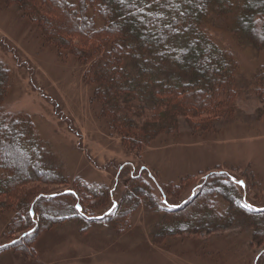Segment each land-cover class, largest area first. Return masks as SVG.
Wrapping results in <instances>:
<instances>
[{"label":"rangeland","instance_id":"1","mask_svg":"<svg viewBox=\"0 0 264 264\" xmlns=\"http://www.w3.org/2000/svg\"><path fill=\"white\" fill-rule=\"evenodd\" d=\"M21 5L26 7V1L0 0V82L4 68L10 77L3 109L31 121L32 136L40 141L38 162L54 170L29 179L13 195L0 196L13 200L29 192L28 207H36L29 221L18 207L0 211V264H264V101L252 79L264 57L248 42L234 38L230 18L212 14L206 23L209 35L237 64L230 111L215 119L211 129L193 125L183 113L174 111L153 120L161 126L134 127L124 136L107 120L108 104L101 108L95 102L97 96L77 56L67 53L65 45L59 46L64 53L57 51L49 34L41 38L40 21L36 23L35 16L24 17ZM34 7H27V12L32 13ZM183 14L186 8L161 21L169 24ZM56 15L47 14L59 23L51 25V33L65 36L72 29ZM161 21L151 22L157 27ZM115 112L117 116L127 113ZM171 115L176 117L175 125ZM122 119L126 121L125 116ZM3 134L5 143L0 142V150L4 148L17 161L8 164V169L19 167L26 172L29 164L22 152H30L26 146L32 136L19 135L18 144L24 138L21 146H6L10 132ZM220 172L233 182L246 213L263 210L260 219L224 201L223 194H229V189L214 184ZM207 175L211 177L200 193L198 186ZM80 187L88 190L85 196ZM100 189L105 192L100 194ZM62 191L74 192L76 202L71 196L59 195ZM143 191L156 198L155 207L145 200ZM136 193H141L139 206L132 210ZM52 194L56 197L48 199ZM189 198L193 199L187 207L171 212ZM119 202L127 216L120 227L112 222ZM76 203L84 212L79 206L82 213L76 210L79 215H70L66 205L75 207ZM198 204L200 208L194 210ZM108 208L112 211L105 215ZM178 213L190 221L188 229L197 218L202 222L209 214L227 227L209 234H168L167 229L176 231ZM99 216L108 217L97 220ZM31 229L35 231L28 236Z\"/></svg>","mask_w":264,"mask_h":264},{"label":"trees","instance_id":"2","mask_svg":"<svg viewBox=\"0 0 264 264\" xmlns=\"http://www.w3.org/2000/svg\"><path fill=\"white\" fill-rule=\"evenodd\" d=\"M25 1L26 7L21 5L24 17L31 15L35 16L36 23L40 21L38 26L40 37L46 38L45 36L49 34V40L56 45L57 51L64 53L63 48L59 46L65 45L69 48L67 53L73 52L77 56L78 62L84 68L85 80L92 87L95 97L97 96L98 100L96 99L95 102L98 101L101 108L108 104L107 120L114 127L119 128L124 136L125 134L129 136L128 129L134 127L146 129L150 128V125L161 126L162 123H158V120L155 123L153 120L168 113L174 114V111L183 113L193 125L211 129L215 119L224 117L230 111L231 94L235 93L237 64L233 56L220 48L207 32L206 23L212 14L230 18L234 38L248 42L264 57V0H123V3L121 0ZM31 5L35 6L31 11L33 14L27 12V7L31 8ZM140 8L142 10H136ZM184 8H186V14L178 15L170 20L169 24L163 23L164 20L170 19L171 13H178ZM232 9H234V16L231 18ZM148 11L150 12L146 14ZM48 12L56 13L61 17L62 24L72 29L64 32L67 36H53L51 25L59 23L57 18V21L49 18ZM162 17L163 21H161ZM152 19L161 21L160 25L157 27L153 25ZM43 24L45 26H42ZM182 26H185L184 30L178 31ZM259 26H261L260 29ZM252 79L254 90L264 101V58L253 73ZM9 80V71L4 68L0 82V122L2 123L0 142L5 143L3 133L9 130L10 135L6 140L8 141L6 146L12 143L21 146L24 138L27 139L28 136L33 135L34 129L28 118L4 111L3 100L9 90ZM115 109L126 110L128 114L123 113L117 116L119 112L116 113ZM124 116L125 122L122 119ZM170 119L175 120V125L176 117L171 115ZM19 135L24 137L20 144L17 142ZM26 147L30 149V152L21 151L29 164L26 172L19 167L14 170L8 169L11 163L15 165L17 161L11 158V153L4 151V148L0 150V196L13 195L29 179H37L38 175L53 173L54 167L44 169L38 162L41 150L40 141L36 135L32 136L31 142ZM14 172L16 175H13ZM225 176L222 172L217 173L215 177L218 179L212 183L219 186L226 185L229 194H223L224 201L230 207L246 213L241 206L242 201L238 198L237 189ZM207 177L209 175L198 186L200 193L205 191ZM80 189L85 196L88 190L83 187ZM136 189L139 190V188ZM218 191L221 193L222 189ZM104 192L100 189L99 193ZM160 192L165 198L166 194L161 190ZM61 194L71 196L76 202L77 196L74 192L62 191L59 195ZM140 194L136 193L132 210L139 206ZM143 194L146 196L145 200L151 201L152 207L158 204L156 198H153L150 193ZM125 196L124 199H126ZM193 196L195 197V194ZM48 197L53 199L56 195L52 194ZM193 198L173 206L171 212L187 207ZM31 201L29 192H24V196L15 197L13 200L0 199V211L8 207L15 210V207H18L29 221L30 211H36L35 205L32 208L28 207ZM163 201L166 204V200ZM78 205L84 212L83 206ZM183 205L186 206L183 207ZM200 205L193 209L200 208ZM66 208L70 215L77 213L74 206L66 205ZM122 208L124 207L119 202L115 220L111 217L109 219L114 220L113 224L116 222L115 225L119 227L124 225L127 219L126 214L121 211ZM263 210L247 212L246 216L259 218L260 211ZM81 213L80 211L79 214ZM177 216L176 231L167 229L168 234L175 232L209 234L211 231L223 230L227 227L217 223L218 220H212V215L209 214L210 218L208 216L202 222L197 218V222L188 229L187 225L190 221L183 219L184 216L180 213ZM105 217L108 216L102 219ZM117 219L120 221H116ZM53 220L56 221V218ZM258 223L262 224L261 221ZM255 230L262 233L261 229ZM30 231L31 235L35 230ZM24 236L22 235L19 239H23Z\"/></svg>","mask_w":264,"mask_h":264},{"label":"water","instance_id":"3","mask_svg":"<svg viewBox=\"0 0 264 264\" xmlns=\"http://www.w3.org/2000/svg\"><path fill=\"white\" fill-rule=\"evenodd\" d=\"M233 180V179H232ZM242 181H238V185L240 186V187H243L244 186V183L242 182ZM71 191H69V193H70ZM65 193H68V192H65ZM72 193V192H71ZM163 202H165V201H163ZM115 206V203H113V207ZM76 210L77 211H80V207H79V205H76ZM112 211V208L111 209H109L108 211H106V213H105V215H108L110 212ZM30 215H32V210L30 211ZM101 218H103V216H99V217H97L96 219L97 220H100ZM31 231H29L28 233H30ZM24 235H26V234H23V236Z\"/></svg>","mask_w":264,"mask_h":264},{"label":"bare ground","instance_id":"4","mask_svg":"<svg viewBox=\"0 0 264 264\" xmlns=\"http://www.w3.org/2000/svg\"><path fill=\"white\" fill-rule=\"evenodd\" d=\"M210 177H211V176L207 177V180H208ZM188 202H189V201H188ZM185 206H186V205H183V207H185ZM29 235H30V234H29ZM29 235H28V236H29Z\"/></svg>","mask_w":264,"mask_h":264},{"label":"snow or ice","instance_id":"5","mask_svg":"<svg viewBox=\"0 0 264 264\" xmlns=\"http://www.w3.org/2000/svg\"><path fill=\"white\" fill-rule=\"evenodd\" d=\"M121 3H123V0H121ZM242 183V182H241ZM245 207H248V206H245Z\"/></svg>","mask_w":264,"mask_h":264}]
</instances>
